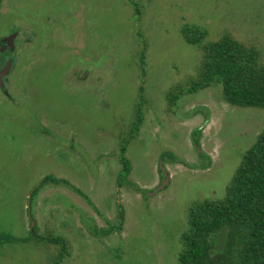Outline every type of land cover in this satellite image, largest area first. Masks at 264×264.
Instances as JSON below:
<instances>
[{
	"label": "rangeland",
	"instance_id": "374dc122",
	"mask_svg": "<svg viewBox=\"0 0 264 264\" xmlns=\"http://www.w3.org/2000/svg\"><path fill=\"white\" fill-rule=\"evenodd\" d=\"M193 25L264 61V0H0V38L21 42L1 55L0 264H179L190 207L226 195L264 130L222 85L188 92ZM48 176L65 182L34 194Z\"/></svg>",
	"mask_w": 264,
	"mask_h": 264
},
{
	"label": "trees",
	"instance_id": "16d2710c",
	"mask_svg": "<svg viewBox=\"0 0 264 264\" xmlns=\"http://www.w3.org/2000/svg\"><path fill=\"white\" fill-rule=\"evenodd\" d=\"M183 35L188 43L203 51L200 70L186 87L188 92L220 84L230 104L264 109V61L258 47L247 45L230 33L207 41L208 31L199 25L183 28ZM184 92L185 88L180 87L175 102ZM142 121L139 114L135 128ZM195 141L200 145L198 139ZM125 153L126 147H123L119 181L131 171ZM49 182L65 180L48 176L34 194ZM123 218L124 212H121ZM188 221L179 264H264V130L237 168L226 195L194 203L189 209ZM223 230H226L224 245L217 249L216 238Z\"/></svg>",
	"mask_w": 264,
	"mask_h": 264
},
{
	"label": "flooded vegetation",
	"instance_id": "af4514ba",
	"mask_svg": "<svg viewBox=\"0 0 264 264\" xmlns=\"http://www.w3.org/2000/svg\"><path fill=\"white\" fill-rule=\"evenodd\" d=\"M15 31L16 30L12 31L9 35H6V36L0 38V75L4 74L1 78L2 83H3V78H5V77H7L6 80H9L10 72L14 69V65L12 63V60L8 63H7V61H2L1 55L7 51H12V50L15 51V53H16L17 48H18V46H16V44L19 41L20 32H15ZM15 33H16V35H15ZM18 44L20 46L21 42L19 41ZM136 129H138V128H136ZM162 164H161V166H162ZM161 169H162V167H161ZM162 171L165 173V171L163 169H162ZM157 189H159V188H157ZM31 219L33 220V222H32L33 225L31 226V229H32V231H35V227H34L35 219H33V217H31Z\"/></svg>",
	"mask_w": 264,
	"mask_h": 264
},
{
	"label": "water",
	"instance_id": "95a60500",
	"mask_svg": "<svg viewBox=\"0 0 264 264\" xmlns=\"http://www.w3.org/2000/svg\"><path fill=\"white\" fill-rule=\"evenodd\" d=\"M15 35H16V33H15ZM14 35V36H15ZM4 74H2V75H0V83L2 84V86H3V83L1 82V78H2V76H3ZM162 169L163 170H165V167H164V165L162 164ZM165 186V184H163V185H161V187H159V189H157L155 192H158L161 188H163Z\"/></svg>",
	"mask_w": 264,
	"mask_h": 264
}]
</instances>
